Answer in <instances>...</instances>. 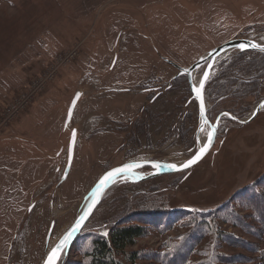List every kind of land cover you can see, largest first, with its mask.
I'll use <instances>...</instances> for the list:
<instances>
[{
  "label": "rangeland",
  "instance_id": "obj_1",
  "mask_svg": "<svg viewBox=\"0 0 264 264\" xmlns=\"http://www.w3.org/2000/svg\"><path fill=\"white\" fill-rule=\"evenodd\" d=\"M234 39L264 40V0H0V122L13 99L29 97L1 128L0 264H41L47 225L55 222L51 236L63 234L106 170L137 158L189 159L197 104L186 77L174 79L177 70L165 60L188 67ZM76 91L81 97L65 129ZM263 99L264 52L233 49L217 61L205 86L207 116L212 123L222 112L230 116L221 118L208 155L185 173L114 183L58 264H88L93 239L108 238L103 233L116 225L146 230L116 260L129 264L135 254V264H171L178 244L205 223L210 229L173 264H263L264 201L249 197L250 186L264 194V108L249 124L232 119L249 118ZM72 129L68 182L58 187L60 170L51 168L46 181L53 185L41 200L27 188L12 198L27 162L62 168ZM51 136L49 151L54 157L63 148L62 156L41 159L29 137L45 146ZM177 210L191 213L176 212L164 226ZM206 211L201 223L195 213Z\"/></svg>",
  "mask_w": 264,
  "mask_h": 264
},
{
  "label": "water",
  "instance_id": "obj_2",
  "mask_svg": "<svg viewBox=\"0 0 264 264\" xmlns=\"http://www.w3.org/2000/svg\"><path fill=\"white\" fill-rule=\"evenodd\" d=\"M258 44V45H261V46H264V44H259L257 43L255 40H250V39H234V40H231L225 44H222L210 51H208L207 53L203 54L202 56H200L198 58V60H196L193 64H191L190 66L188 67H179L173 63H171L169 60H165L167 63L171 64L176 70H177V74L176 76L174 77V79L176 77H180V76H185L186 79H187V84H188V89L191 93V97L192 99L195 100L196 104H197V111H198V126H197V129H196V146H195V152L194 154L189 158V159H192L199 151V149L201 147H203L207 141H208V134L211 132V130L209 131V133L207 134V137H206V141L202 142L201 141V133H202V128L204 130L205 128V125H211L213 124V126L216 127V134L214 136V138L212 139V143H211V146L208 148V151L202 156L201 159H199L195 164H193L192 166H190L189 168H186V169H182V170H179V171H174V170H168V169H163V170H157L155 168H153L151 166L152 163H156L157 161H139V162H136V161H131V162H126V163H140L143 165V167H140V168H137V169H133L132 171L133 172H136L138 173L137 171L138 170H142L144 168H150V172L149 173H144V175L137 179V180H129L127 178H119L120 176H123L120 175L116 178L115 182L116 183L117 181H120V180H128V181H131L132 183H137V182H142V181H146V180H149V179H152V178H156V177H159V176H162V175H169V174H177V173H185V172H188V171H191L193 168H195L197 165H199L203 159L208 155V153L211 151V149L214 147V144L216 142V138H217V134H218V127L220 125V120L221 118L224 116V112L220 113L217 115V117L214 119V122L212 123L208 116H207V106H206V102H205V86L207 84V82L209 81V79L207 81H204V74L205 73H208L209 74V77L211 76V73L213 71V68L215 66V64L217 63V58L220 57V55L228 50H230V52L233 50V49H239L240 51H258V52H264V51H260L259 49H254L252 48L250 45L251 44ZM240 44H246V45H249V47L245 48L244 50H241L239 47H237V45H240ZM204 68V70L202 71V74L200 76V79L198 81L197 84H195L193 82V72L195 71H199V69L201 68ZM201 81H204V89L202 91V95H203V101H204V105H205V119H206V123L204 122V120H202L201 118V115H200V100L197 99L196 97V93L193 91V87H199L200 85V82ZM79 94V95H78ZM77 96H78V99H77ZM81 97V92L80 91H76L69 106H68V109H67V114H66V118H65V121H64V128L67 129L70 125H71V121H72V117H73V114H74V110L76 108V105L79 101ZM75 100V104L73 105V101ZM261 104H264V99L259 103V105L257 106V108L255 109V111L252 113V115L244 120V121H240L239 119L237 118H233L232 116V119L240 124V125H246V124H249L250 122H252L255 117H257V115L259 114L260 110L262 109L260 107ZM71 113V114H70ZM230 116V114H228ZM212 126V127H213ZM75 132V136H73V133ZM76 130L75 129H72L70 131V137H69V143H68V156H67V161H66V166H65V170L63 172V176H62V180H65L66 177H67V174L69 172V169L71 167V164H72V161H73V156H74V149H75V144H76ZM187 161V160H186ZM185 161V162H186ZM124 163V164H126ZM158 163H161V164H165V162H158ZM184 163V162H183ZM124 164L120 165V166H116V167H113V168H110L108 170H106L101 176L100 178L97 180V182L92 186V188L88 191V193L84 196L83 200H82V203H81V207L79 208V211L75 217V219L77 217H79L81 214H83L86 210H87V206L92 202V193L94 191H96V186L97 184L99 183V180L108 172V171H111L112 169H115L117 167H122ZM167 164H173V163H167ZM182 164V163H176V165L179 167V165ZM141 174V173H139ZM114 183H109L107 185V187H105L103 189V192L102 194H98L99 195V202L95 205V207L93 208L92 210V213L91 215L88 217V219L84 222V224L82 225V231L86 225V223L88 222V220L91 218V216L93 215L95 209L97 208V206L101 203V200L105 194V192L114 184ZM32 207V206H31ZM31 209V208H30ZM74 219V221H75ZM74 221L72 222V224L74 223ZM72 224L67 228V230L62 234V236L57 240L56 244L59 242V240L63 237V235L70 229V227L72 226ZM52 230H53V225L50 227L49 231H48V234H47V241H49V237L51 236V233H52ZM78 232L72 242L70 243V245L68 246L67 250L62 253L63 254H67L71 245L73 244V242L75 241L76 237L79 236L81 234V232ZM55 246V245H54ZM53 246V247H54ZM51 249L46 252L47 254H45V257L43 259V262L41 264H45V261L47 259V255L50 253ZM61 255V257H62ZM60 260V259H59ZM59 260L57 261V264L59 262Z\"/></svg>",
  "mask_w": 264,
  "mask_h": 264
},
{
  "label": "trees",
  "instance_id": "obj_3",
  "mask_svg": "<svg viewBox=\"0 0 264 264\" xmlns=\"http://www.w3.org/2000/svg\"><path fill=\"white\" fill-rule=\"evenodd\" d=\"M250 187H251L250 195L252 197H249V198H253L256 195L257 197H255L254 199L259 200V201L263 199L264 201V194H262L263 190L262 192H259V191L255 192V189H253L252 191V186ZM245 190L246 189H242L239 193L241 192L244 193ZM258 206H257L258 210L263 209L262 205H258ZM176 212L191 213L186 210H177L174 212H170L163 221L164 226L168 223L169 220L172 221L175 218L174 214ZM195 214H199L198 216L201 218V223H204L202 218L204 217V214L208 215L209 211L199 212ZM231 216L236 217V218L238 217L237 213H233ZM203 225L204 227H199V225L195 224L191 232L186 236V238L182 242H180V244H178L177 250L174 251L173 255H171L172 259L169 260L171 264H173L175 260L177 261V259H181L184 256L185 252L190 248L191 241L193 238H196L197 236L203 234L205 230L210 229L209 227L210 223L209 224L205 223ZM109 229L110 230H109L108 238L105 239L103 237H98V238L93 239L91 243L90 251L86 254V258L88 259V264H122L121 262L116 260L115 254L116 255L122 254L127 247L132 246L138 238L144 236L145 231H146L145 228L141 226H136V225H128V226H117L116 225V227H110ZM81 235L82 233L75 239V241H77L78 238L81 237ZM137 259L138 258L136 257L135 254L132 255L130 257L129 264H135L136 263L135 261ZM209 261L210 260L204 261L202 264H207Z\"/></svg>",
  "mask_w": 264,
  "mask_h": 264
},
{
  "label": "snow or ice",
  "instance_id": "obj_4",
  "mask_svg": "<svg viewBox=\"0 0 264 264\" xmlns=\"http://www.w3.org/2000/svg\"><path fill=\"white\" fill-rule=\"evenodd\" d=\"M254 49H259L260 51H264V46L258 45V44H251L250 45ZM241 50H244L245 48L249 47V45L246 44H240L237 45ZM209 79V74H204V81H207ZM204 81L200 82L199 87H193V91L196 93L197 99L200 100V115L202 120L206 123L205 119V105L203 101V95L202 91L204 89ZM79 95V94H78ZM78 99V96H77ZM75 104V100L73 101V105ZM261 108H264V104L260 105ZM71 114V113H70ZM223 115H228V113H224ZM234 118V117H233ZM203 131V128L201 129ZM216 127L213 126L211 132L208 134V141L207 143L201 147L198 151V153L192 158L188 159L186 162L179 165V167L176 164H161V163H152L151 166L157 170H174L179 171L182 169L189 168L193 164H195L199 159L202 158V156L208 151V148L211 146L212 139L214 138L216 134ZM73 136H75V132L73 133ZM143 167L140 163H126L122 167H117L115 169H112L111 171H108L100 180L99 183L96 186V191L92 193V202L87 206V210L81 214L79 217H77L70 227V229L63 235V237L59 240L57 244H55L54 247L51 248L50 253L47 255V259L45 261V264H57V261L61 258L62 253H64L70 243L72 242L74 236L82 231V225L84 222L88 219V217L91 215L93 208L95 205L99 202V195L102 194L103 189L107 187L109 183H114L116 178L120 175H124L125 178L128 176H134L136 173H134L132 170ZM103 235H108L107 232L103 233Z\"/></svg>",
  "mask_w": 264,
  "mask_h": 264
},
{
  "label": "crops",
  "instance_id": "obj_5",
  "mask_svg": "<svg viewBox=\"0 0 264 264\" xmlns=\"http://www.w3.org/2000/svg\"><path fill=\"white\" fill-rule=\"evenodd\" d=\"M72 119H73V117H72ZM91 120H92V118H90V119L88 118V121H90L89 124H91ZM76 135H77V132H76ZM29 138L31 139L32 143H34V146H35L34 148L36 150H38V154L37 155L41 156V159H44V156H45V157H49L51 160H56V159H58L59 157L62 156L63 148L60 149V153H57V155H54V157L52 156L53 153L49 151L51 149V147H52L51 143H53L55 141V137L51 136L50 138H47V144H45V146L41 145L40 143H38L39 140L37 138H31V137H29ZM29 153H31V151H29ZM67 156H68V147L66 146L65 163L62 166V168L60 167V165L57 166V167H53L54 164L50 165V164L46 163L44 160H40L36 164L35 167L29 166V162H27L26 163V169L24 170L23 176H22L23 180H22V178H21V180H19L20 181V184L18 186L19 192L18 193L13 192L11 194V197L12 198L13 197L16 198L18 196L23 195L24 190H21V189H26L27 188L28 190L35 189L34 191L31 192V196H32L31 199L36 198V201L34 200V202H37V201L41 200L42 197H44L47 194L48 186H52L53 185L50 182L46 181L47 174H49V171L51 170V168L52 169H56L57 168L56 169L57 171L60 170L59 171L60 172V176H59V180L60 181H59L58 184L57 183L56 184L58 185V187L59 186H63L70 179V178L68 179V177L71 174L72 164H73V161H72V164H71V167L69 169V172L67 174L66 179L62 180L63 172H64L65 166H66ZM74 159H75V149H74L73 160ZM16 164H18V163H16ZM43 191H45L44 194L42 193ZM41 202H43V201H41ZM38 203H40V202H38ZM53 215H55V217L57 219L60 216L58 211H54ZM52 225H53V227H55V222L53 220L51 221L50 227ZM50 227H49V229H50ZM49 229H48V225H47L45 233L47 232V230L49 231ZM47 234H48V232H47ZM46 240H47V238H46ZM47 243H49V241H46V244Z\"/></svg>",
  "mask_w": 264,
  "mask_h": 264
},
{
  "label": "bare ground",
  "instance_id": "obj_6",
  "mask_svg": "<svg viewBox=\"0 0 264 264\" xmlns=\"http://www.w3.org/2000/svg\"><path fill=\"white\" fill-rule=\"evenodd\" d=\"M264 41V40H263ZM263 41H261V40H257L256 42L257 43H259V44H264V42ZM230 52V50H228V51H226V52H224V53H222L221 55H220V57H218L217 58V61H219L220 59H223L224 57H226L227 56V54ZM197 72L198 71H195V72H193V82L195 83V84H197L198 83V81H199V79H200V77L197 75ZM248 119V118H247ZM246 120V119H245ZM212 126H213V124H211V125H205V128H204V130L202 131V133H201V135H200V137H201V141L202 142H204V141H206V137H207V134L209 133V131L212 129ZM203 136V137H202ZM204 136H205V138H204ZM193 155V154H192ZM145 160V158H137V159H135V160H132V161H136V162H139V161H144ZM186 160H188V158L186 159ZM186 160H184V161H182V162H180V163H183V162H185ZM134 173H136V172H134ZM144 174H139V173H136V175H134V176H128L127 177V179H129V180H137V179H139V178H141L142 176H143ZM119 178H125L124 177V175L123 176H120ZM62 236V233L61 232H57V231H55L54 233H53V236H51V238L49 239V250L56 244V242H57V240L60 238ZM78 237V236H77ZM76 237V238H77ZM48 250V251H49ZM47 251V252H48ZM47 254V253H46Z\"/></svg>",
  "mask_w": 264,
  "mask_h": 264
},
{
  "label": "built area",
  "instance_id": "obj_7",
  "mask_svg": "<svg viewBox=\"0 0 264 264\" xmlns=\"http://www.w3.org/2000/svg\"><path fill=\"white\" fill-rule=\"evenodd\" d=\"M28 104H29L28 96H23V98L19 100L13 99L12 102L8 104L9 112L7 114L5 113V118L7 119L3 123L0 122V135H1V128L4 127L6 124H8L10 122L9 121L10 119H14L16 116H18Z\"/></svg>",
  "mask_w": 264,
  "mask_h": 264
}]
</instances>
